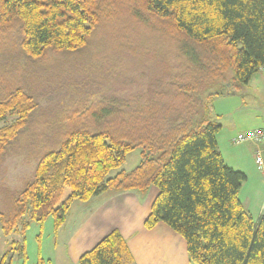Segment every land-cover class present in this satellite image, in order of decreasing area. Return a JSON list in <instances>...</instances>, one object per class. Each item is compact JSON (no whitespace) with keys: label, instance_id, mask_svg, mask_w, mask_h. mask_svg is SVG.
<instances>
[{"label":"trees","instance_id":"1","mask_svg":"<svg viewBox=\"0 0 264 264\" xmlns=\"http://www.w3.org/2000/svg\"><path fill=\"white\" fill-rule=\"evenodd\" d=\"M117 16L129 18L96 50L90 78H77L92 81L84 97L78 83L66 95L67 75L82 73ZM229 69L238 88L264 71V0H0V225L23 236L0 264L27 259L32 222L52 216L59 229L75 199L153 186L145 227L168 224L195 264H264V214L255 221L240 199L247 175L225 162L210 102ZM29 137L19 173L10 153ZM138 147L135 169L109 177ZM79 264L134 259L115 230Z\"/></svg>","mask_w":264,"mask_h":264},{"label":"crops","instance_id":"2","mask_svg":"<svg viewBox=\"0 0 264 264\" xmlns=\"http://www.w3.org/2000/svg\"><path fill=\"white\" fill-rule=\"evenodd\" d=\"M237 125L240 127L235 130L230 126L227 129L222 127L217 135L218 145L225 162L247 175L240 199L257 221L264 214V173L256 166L257 146L236 144L234 139L241 132L264 127L258 118H244ZM158 194L159 189L155 186L145 193L111 190L85 201L92 204L68 236V261L79 264L84 253L118 230L127 243L134 264H195L189 256L186 239L168 224L159 222L152 229L145 227Z\"/></svg>","mask_w":264,"mask_h":264},{"label":"rangeland","instance_id":"3","mask_svg":"<svg viewBox=\"0 0 264 264\" xmlns=\"http://www.w3.org/2000/svg\"><path fill=\"white\" fill-rule=\"evenodd\" d=\"M113 6H116V4L114 3ZM127 18L129 17L117 16L116 19L107 22L105 25L99 28V37L91 46V50L93 48V54L91 50L87 51L81 59V61L85 64L84 70L81 74H76L74 72L71 73L73 71L71 70L64 80L66 81L65 84H62L68 89V93L66 95H72L70 88L72 87V84L78 83L81 97H84L86 85L88 83H92V81L87 80L82 82L77 78L84 80L90 78V76H87L89 70H91V68L96 70V63L93 60L96 56V50L104 51L107 49L104 39L108 38L110 35L117 34L121 21H128ZM164 33H166V31ZM155 40L160 41V43H163L164 45H169L167 41H163L161 35H159ZM224 56H226V54ZM99 64L100 66H103L104 62L101 61ZM127 75L128 74H126V76ZM233 75V71L229 69L224 75L223 79L219 80L211 89H215V91H223L222 94L214 95L210 100L211 104L213 105L214 117L222 124V127L225 129L230 126L235 130V128L240 127V125H237V123H239L244 118H249L251 120L258 118L262 125L261 127H264V71L258 72L248 84L239 88L232 84ZM113 85L118 86L116 82H113ZM44 126L45 125L42 124L35 125L36 128L39 127L40 129H42ZM246 132L247 131L241 133ZM236 138L234 139V142ZM30 140L31 137L27 138L25 141L20 140L16 148L10 153V159L12 162L17 163L16 170L19 173L24 170L26 161H29L27 160L29 157L24 154V151L28 150L30 147ZM141 152V147L131 151L128 154L124 164L118 169L112 170V172L109 174V177H113L123 170L130 172L135 169V167L141 161ZM32 170L33 169L31 166H29L25 171L32 173ZM70 193L71 189L66 187L63 200H65L70 195ZM94 200L95 199H93V201ZM90 203L85 202L84 200L75 199L68 212L67 222L59 229L55 228L54 218L52 216L48 217L43 225L33 221L26 233L28 258L25 259L23 256H21L22 253L20 251L12 253L11 264H39L40 262H43L42 264H72L68 261L66 253V243L68 242V236L75 230L77 225H79L80 220L89 211ZM22 239L23 236H20L16 233L4 235L0 225V258L11 250L12 241Z\"/></svg>","mask_w":264,"mask_h":264},{"label":"built area","instance_id":"4","mask_svg":"<svg viewBox=\"0 0 264 264\" xmlns=\"http://www.w3.org/2000/svg\"><path fill=\"white\" fill-rule=\"evenodd\" d=\"M236 144L251 143L257 146L255 162L257 168L264 173V128H257L241 133L235 140Z\"/></svg>","mask_w":264,"mask_h":264}]
</instances>
